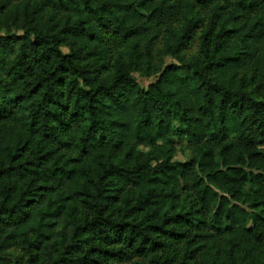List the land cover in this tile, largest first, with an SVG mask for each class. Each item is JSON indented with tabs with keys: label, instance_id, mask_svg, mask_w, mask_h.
Segmentation results:
<instances>
[{
	"label": "trees",
	"instance_id": "16d2710c",
	"mask_svg": "<svg viewBox=\"0 0 264 264\" xmlns=\"http://www.w3.org/2000/svg\"><path fill=\"white\" fill-rule=\"evenodd\" d=\"M0 264H264V0H0Z\"/></svg>",
	"mask_w": 264,
	"mask_h": 264
},
{
	"label": "rangeland",
	"instance_id": "374dc122",
	"mask_svg": "<svg viewBox=\"0 0 264 264\" xmlns=\"http://www.w3.org/2000/svg\"><path fill=\"white\" fill-rule=\"evenodd\" d=\"M66 52H67V49H64ZM172 63H177V61L172 58V57H167L165 59V64L166 65H169V64H172ZM137 79V81L139 82V84L143 87H147L149 84H151L152 82H154L156 80L155 77H152V78H144L142 77L140 74L136 73L134 75ZM188 156L182 154V153H179L176 160H181V161H185L187 160Z\"/></svg>",
	"mask_w": 264,
	"mask_h": 264
}]
</instances>
